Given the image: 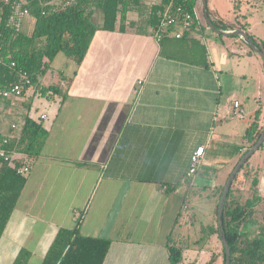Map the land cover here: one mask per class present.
Wrapping results in <instances>:
<instances>
[{
    "label": "crops",
    "instance_id": "obj_1",
    "mask_svg": "<svg viewBox=\"0 0 264 264\" xmlns=\"http://www.w3.org/2000/svg\"><path fill=\"white\" fill-rule=\"evenodd\" d=\"M154 2L131 5L124 30L99 27L81 62L69 60L60 71L51 64L39 76L60 93L41 112L48 137L0 240V264H13L22 248L32 253L28 264H41L59 229L75 227L78 219L82 235L112 240L104 264H170L171 240L184 241L183 253L190 246V233L175 236L178 225L196 218L197 209L184 216L190 197L197 208L205 199L211 203L208 245L216 250L210 259L223 264L224 246L213 230L218 190L246 148L244 134L257 110L264 125V62L240 36L211 29L202 0L196 4L202 30L184 39L167 36L163 46L148 22ZM207 4L212 21L246 24L264 42V0ZM25 21L34 27V17L22 14L20 28ZM198 48L200 56L205 49L208 67L194 59ZM35 94L33 85L17 99L0 97V113L17 117L1 133L14 135L32 117L28 101ZM235 100L243 116L234 114ZM201 145L203 162L190 177L191 156ZM226 150L228 160L219 163L217 154ZM252 161L261 168L264 197V147ZM242 189L251 193L248 183ZM185 254L195 259L201 251L193 246ZM186 257L182 264H193Z\"/></svg>",
    "mask_w": 264,
    "mask_h": 264
},
{
    "label": "trees",
    "instance_id": "obj_2",
    "mask_svg": "<svg viewBox=\"0 0 264 264\" xmlns=\"http://www.w3.org/2000/svg\"><path fill=\"white\" fill-rule=\"evenodd\" d=\"M139 1L0 0V97H2V90L11 89L15 83H22L25 89L35 85L36 93L47 98L59 95L60 89L57 85L46 86L38 82L39 76L47 72L57 54L62 51L68 60L81 62L98 28L113 31L119 27L120 30H124L129 7L139 4ZM196 4L197 0L187 2L184 0H155L150 8L148 22L156 27L166 8H169L168 16L177 18L181 23L185 13L192 12ZM97 9L103 15L101 26H98L92 19ZM24 10H27V14L35 19L34 29L30 34L23 32L20 28ZM213 23L221 29L246 30V24L237 26L231 23L225 24L222 20H213ZM178 28L179 26L164 30L160 42L163 43V40L170 35L176 37L174 32ZM196 30L201 31L202 27L194 25L185 30L180 38L184 39ZM250 36L264 51V42H259L252 35ZM162 45L164 46V43ZM249 50L259 56L250 46ZM199 51H201L200 48L194 54V59L198 64L208 67L205 49H202L201 56ZM23 73L30 78V84L23 79ZM259 111L257 110L254 120L245 131L246 148L239 159L256 143L263 130L264 125L259 122ZM47 137L48 131L42 123L30 116L25 117L14 135L0 132V149H4L8 154L25 155L22 160L14 159L15 166L0 158V240L28 179V174L18 173L17 168L27 165L31 169L32 163L41 154ZM263 147L264 143L244 163L226 198L224 229L231 246V264H264V221L254 220L258 204L264 201V197H260L258 191L261 168L252 163L254 155ZM244 170L246 173L243 172ZM250 179H252L251 183ZM238 182L241 184L236 185ZM246 183L249 184L251 193L245 201H242V198L236 194L235 185L242 189ZM223 187L224 185H221L218 190L217 207ZM79 229V219L73 228H60L41 264H104L112 240L84 236ZM213 230L219 235L217 226H214ZM168 249L169 263L182 264L183 247L171 240ZM222 254L223 264H225L224 248ZM31 255L30 250L22 248L13 264H28ZM214 261L215 256L205 264H213Z\"/></svg>",
    "mask_w": 264,
    "mask_h": 264
},
{
    "label": "rangeland",
    "instance_id": "obj_3",
    "mask_svg": "<svg viewBox=\"0 0 264 264\" xmlns=\"http://www.w3.org/2000/svg\"><path fill=\"white\" fill-rule=\"evenodd\" d=\"M262 9L264 10V5H263ZM92 19L96 24H99L103 20V15L99 9L95 10V13H94ZM33 29H34L33 23L27 24V21L24 22V24L21 28V30L27 34L32 33ZM67 61H69L67 56L65 55L64 52L61 51L60 53L57 54L55 59L52 61V67L54 68L55 71H60L63 69L64 66L67 65ZM49 99H51V98H49ZM56 100L59 101V97H56ZM49 105L55 106L53 101H52V103H50V101L48 100V98L46 96H43L37 92L32 97L31 101H28V107L31 108L30 109L31 110L30 115L39 121L41 112L49 109L50 108ZM0 118H1L2 122L6 123V125L0 127V131H4V132L9 131V127H10L11 122L13 120L17 119V117L15 115H13L11 112L6 113V111H4V110H1ZM52 119H53V117L50 116L49 120H44L43 122L47 125L50 123V121ZM219 146L220 145L217 143L216 147H219ZM228 153H229L228 150H226V152H221V153L217 154V156H218L217 161L219 160V163H222V161H224V160L227 161L228 160V157H227ZM243 172L246 173L245 170ZM252 178H254V177L252 176ZM251 182H252V179H250V183ZM240 184H241V182H238L236 185H240ZM236 185H235V191L237 192L236 194L242 198V201H245L246 198L248 196H250V193L242 191L243 189H240ZM232 186H233V184H232ZM189 200H190V203L192 204V207L184 209V211H185L184 216L185 217L186 216L191 217L193 210L197 209L198 211L196 213V218L194 219V222L191 223L189 221L188 224L182 223V221H181L182 225L177 226L175 236L179 237L180 236L179 233H190L191 234V241L189 242L190 246L184 247L183 255L185 254V252H188L191 247L197 246L198 250L201 251V254L198 258L193 259L192 258L193 255L191 256L188 254H185L184 256L186 257L188 255L189 258L186 257V258H188V260L190 258L193 259L192 260L193 264H205L206 261L210 259L211 254L216 250V248H213L211 250L212 247H210V245H208L211 242L209 239L212 236L210 230L208 229V224L211 221L210 220L211 219V214H210L211 203H209L205 199L204 201L201 202L199 208H197L196 204L194 203L193 197H190ZM254 220H256L257 222L264 221V201L261 202L260 205L257 207V212L254 215ZM250 225H251V223H250ZM216 237H217V235H216ZM217 239H218V237H217ZM218 240H220V239H218ZM183 243H184V241L180 242V243L178 242L179 245H183ZM222 246H223L222 242L220 241L218 247L221 250H222ZM33 264H35V263H33Z\"/></svg>",
    "mask_w": 264,
    "mask_h": 264
},
{
    "label": "built area",
    "instance_id": "obj_4",
    "mask_svg": "<svg viewBox=\"0 0 264 264\" xmlns=\"http://www.w3.org/2000/svg\"><path fill=\"white\" fill-rule=\"evenodd\" d=\"M184 1H191V0H184ZM198 1V0H197ZM168 10L169 8H166L164 15L161 17V19L158 22V25L156 27H153V33L157 40L160 41L163 35V31L168 29V28H175L179 26V28L174 32L175 36L177 38H180L184 31L191 28L194 25L199 24V15L197 13V8L196 6L193 8L192 12H186L181 23L177 20L175 17H169L168 16ZM28 11L24 10L23 14H27ZM23 79H25V82L27 84L31 83L30 78L26 73H23L22 75ZM25 87L22 83H15L11 89H6L1 91V96L5 99L9 100H14L17 99L21 96L24 95L25 92ZM241 103L238 100L234 101V114H238L239 116H243V110L240 109ZM42 117H45L43 115ZM15 127V125H13ZM7 140L5 139V142ZM204 153H205V146H199L192 154L191 156V167L188 171V176H193L201 163L203 162L204 158ZM16 154H8L4 149H0V158L4 162H9L11 165L15 166L14 159H19L16 157ZM20 160V159H19ZM31 171L30 167L25 165V166H20L17 168V172L20 174H29Z\"/></svg>",
    "mask_w": 264,
    "mask_h": 264
},
{
    "label": "water",
    "instance_id": "obj_5",
    "mask_svg": "<svg viewBox=\"0 0 264 264\" xmlns=\"http://www.w3.org/2000/svg\"><path fill=\"white\" fill-rule=\"evenodd\" d=\"M203 2V10H204V16L206 19V22L208 26L213 29L215 32H217L220 35L224 36H232V35H237L243 38L247 44L254 49L259 56H261L263 62H264V51L257 45V43L251 38L250 34L241 29H236L232 31H224L219 29L211 20L208 12V4L207 0H202ZM264 143V127L263 130L256 141V143L246 152L241 159L236 163L234 166L233 170L231 171L230 175L228 176L226 183L223 187L221 197L218 203L217 207V227L219 230V235L222 240L225 253H226V259H225V264H231V246L227 240L226 234H225V229H224V207L226 203V198L229 193V190L232 187L233 181L237 175V173L240 171L244 163L260 148V146Z\"/></svg>",
    "mask_w": 264,
    "mask_h": 264
}]
</instances>
